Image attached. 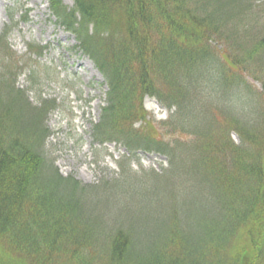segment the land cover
<instances>
[{"label":"trees","instance_id":"trees-1","mask_svg":"<svg viewBox=\"0 0 264 264\" xmlns=\"http://www.w3.org/2000/svg\"><path fill=\"white\" fill-rule=\"evenodd\" d=\"M45 1L56 25L75 39V50L105 81V105L91 131L95 144L114 142L131 156L139 151L165 155L169 169L158 180L164 187L174 183L184 198L179 201L173 190L168 208L158 202L165 215L144 223L139 248L129 233L118 230L103 256L106 264H252L255 249L264 247V131L254 138L238 126L256 153L243 147L222 151L224 143L216 151L206 148L201 163L186 168L176 159L184 146H169L134 126L145 118L146 95L178 113L207 93L201 83L217 100L242 101L238 88L246 84L244 72L258 45L241 57L236 45L231 54L236 25L222 22L221 14L247 0H71V7L64 0ZM0 47L10 54L3 42ZM14 70L0 77V113L6 109L14 116L9 123L8 113L0 116V257L4 264H90L95 249L81 213L84 191L48 165L43 152L48 134L41 122L54 101L23 113L25 100L15 89ZM119 167L122 178L124 167ZM214 180H224L221 188ZM218 189L225 196L220 214L205 222L199 212L203 194ZM245 230L254 239L249 254L240 244Z\"/></svg>","mask_w":264,"mask_h":264},{"label":"rangeland","instance_id":"rangeland-1","mask_svg":"<svg viewBox=\"0 0 264 264\" xmlns=\"http://www.w3.org/2000/svg\"><path fill=\"white\" fill-rule=\"evenodd\" d=\"M64 4L71 7L72 1L64 0ZM261 8L253 7L243 11L241 19L237 17V22L240 20L239 27L244 32L243 36H236L234 42L241 46L236 51L237 55L242 56L258 45L244 72L246 84L241 86L242 90H238L242 101L233 102L237 112L229 111L227 105L231 108L230 102L224 106V101L221 102L222 108L220 104H214L212 108L202 102L205 109L209 110L208 134L211 143L227 135L225 144L230 150L243 147L251 153L257 151L238 135V126L246 127L254 138L264 131V14H259ZM248 16L251 17V26L249 33H246ZM0 40L3 47L11 51L6 55L0 48V77L7 69L13 73L16 68V88L25 93L31 106L37 107L43 100L54 101L55 109L47 115L46 121L43 120L45 122L41 127L49 134L45 142V154L62 177H72L81 189L95 191L92 198L90 192L79 194L82 196L79 198L81 213L86 219L91 245L95 249V259L90 264H106L103 256L118 230L129 233L134 240L133 245L141 247L144 228L138 225L137 218L151 214L149 202L158 199V186L154 179L169 168L166 158L155 153H138L134 158L126 157L124 147L115 143L102 146L94 144L91 127L98 122L100 109L104 105V80L93 63L74 49L73 37L54 23L44 0H0ZM28 49L38 50L39 54L32 55ZM153 107H157L158 111H152ZM143 109L146 119L137 125L139 131L155 137L161 135L166 140V128L159 126L167 120L168 113L157 106L155 99L149 97L144 99ZM193 139L183 137L175 141L186 145ZM119 165L124 167L122 178L117 176L121 172ZM214 181L217 183L215 186L221 188L220 184L224 180ZM206 184L209 185L210 180ZM101 186H105L106 191H96ZM173 190L176 197L179 196V201H183L180 188L169 183L159 195L160 199L166 200L164 208L172 204ZM223 197L219 189L208 194L207 205L213 203L215 207L202 211L205 222L220 214L219 201ZM205 222L201 223L207 225ZM253 243L254 239L251 241L245 230L240 244L246 253L254 251ZM255 250L258 252L254 251L256 257L252 264H264L262 244ZM4 262L0 257V264ZM11 262L12 258L7 263Z\"/></svg>","mask_w":264,"mask_h":264},{"label":"bare ground","instance_id":"bare-ground-1","mask_svg":"<svg viewBox=\"0 0 264 264\" xmlns=\"http://www.w3.org/2000/svg\"><path fill=\"white\" fill-rule=\"evenodd\" d=\"M151 110L156 112V111H158V108L157 107H153V108H151Z\"/></svg>","mask_w":264,"mask_h":264}]
</instances>
